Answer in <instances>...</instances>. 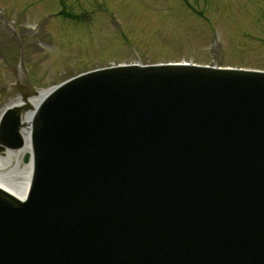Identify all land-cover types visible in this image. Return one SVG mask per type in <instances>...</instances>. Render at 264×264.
Segmentation results:
<instances>
[{"label":"water","instance_id":"water-1","mask_svg":"<svg viewBox=\"0 0 264 264\" xmlns=\"http://www.w3.org/2000/svg\"><path fill=\"white\" fill-rule=\"evenodd\" d=\"M138 76L125 86L85 75L38 110L36 176L49 179L41 194L53 198L36 205L34 193L16 210L0 193V264H264V148L252 145L264 142V75L258 86L208 98L197 75L173 73L180 83L170 107L152 90L145 96L130 87L166 85L172 76ZM5 121L2 140L18 147L17 121ZM133 124L137 133L122 134ZM88 142H121L133 158L144 156L137 143H171L161 167L96 160L67 169Z\"/></svg>","mask_w":264,"mask_h":264},{"label":"rangeland","instance_id":"rangeland-1","mask_svg":"<svg viewBox=\"0 0 264 264\" xmlns=\"http://www.w3.org/2000/svg\"><path fill=\"white\" fill-rule=\"evenodd\" d=\"M64 1V6L59 9L68 10L76 16L65 13L62 17L66 20L63 21L48 17L49 22L43 27V17L49 12H56L59 0H0L1 20L10 18L19 33H13L10 21L4 29L0 21V44L4 41L11 46L2 49L4 61L0 55V74L4 79L0 80V96L4 95V83L14 81L15 77L35 85L36 90H45L72 75L75 70H80V67L91 68L83 66V62L119 58L133 61L137 58L135 54H141L143 61L191 58L200 63L216 60L220 65L264 68V0H106L111 11L107 14L91 11L92 0ZM89 14L104 21L102 29L99 25L91 30L98 28V32H103L98 41L84 43L87 39L84 29L88 26H83L81 19ZM110 14L116 15L122 24L119 32L108 22ZM72 20L80 22L77 25L79 29L70 23ZM36 21H41L38 32L32 30ZM82 26L83 29H80ZM212 31L215 33L211 34ZM19 35L21 43L35 47L28 49L26 55L36 51L37 45L41 48L38 62L29 60L27 56L30 74L34 77L29 75L27 78L20 65H15V74L4 68L14 65L16 57L19 62L25 56L23 50L17 51ZM69 42L81 45V48L72 47ZM21 62L27 65L25 60ZM9 101L8 97L2 99L0 109Z\"/></svg>","mask_w":264,"mask_h":264},{"label":"bare ground","instance_id":"bare-ground-1","mask_svg":"<svg viewBox=\"0 0 264 264\" xmlns=\"http://www.w3.org/2000/svg\"><path fill=\"white\" fill-rule=\"evenodd\" d=\"M45 93L46 91H39L34 96L27 99L30 110L24 113L21 118L24 124V127L21 129L23 146L17 150H5L0 154V186L22 199L27 194L32 172L31 159L26 164L22 165L21 163L23 154L30 153L29 118ZM19 103L20 100H17L16 104Z\"/></svg>","mask_w":264,"mask_h":264}]
</instances>
